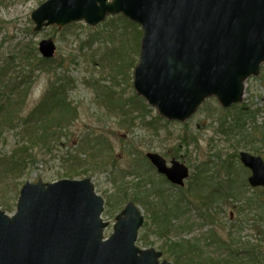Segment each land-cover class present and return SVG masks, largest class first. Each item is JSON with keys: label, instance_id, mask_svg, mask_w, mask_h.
<instances>
[{"label": "rangeland", "instance_id": "obj_1", "mask_svg": "<svg viewBox=\"0 0 264 264\" xmlns=\"http://www.w3.org/2000/svg\"><path fill=\"white\" fill-rule=\"evenodd\" d=\"M46 1L48 0H0V58L13 57L16 50L26 44L39 49L43 40L51 39L56 47L55 57H52L53 66L57 67L56 63L63 60L65 67L57 71L58 76L43 69L40 73L36 71L37 80L26 101L23 116H30L48 94L56 93L59 87L57 83L61 81L69 83L65 89L74 114L72 119H63L62 123L54 116L50 119L51 124L48 125L53 129L48 134L45 146L35 145L34 140L24 135L23 127L0 139V210L12 216L16 212L20 191L26 183L41 181L49 184L66 179L64 176L71 173L67 169L73 167V172L79 173L73 179H89L95 192L104 199L102 217L110 223L104 232L108 238L114 231L116 216L132 201L129 197L123 202V195L116 196L120 192L115 189L120 187L119 178L121 183L132 190H135L134 185L140 181L143 182L142 185L155 183L170 194L178 190L167 181L163 182L146 158L149 153L164 157L168 165L174 159L190 168L191 176L185 182L186 187L182 189L184 192L195 181L197 167H205L209 171H215L207 177L209 184L233 175L235 186L243 183L246 185L245 195L247 192V196L254 195L248 184L249 173L233 156L234 153L239 155L241 152L256 155L255 147L260 148L262 145L257 134L251 133L250 138L242 137L243 129L233 122L237 121L238 115L235 109L244 106L243 109H250L252 115L256 114L258 124L264 123V65L260 76L247 81L244 101L239 107L223 109L216 99H211L185 123L168 122L159 117L154 109H143L142 112L136 108L141 105L142 99L133 88V73L139 58L140 27L114 17L96 28L79 23L61 31L49 28L34 32L30 15ZM38 54L40 55L39 50ZM122 62L123 72H120ZM104 87H114L117 94L115 97L125 104L123 108H107ZM134 96L139 99L135 101L136 104L130 102ZM224 110L229 113H224ZM39 113L36 114L37 118ZM226 121V127L222 128V123ZM149 122L153 124L148 125ZM253 122L252 116L244 120L247 132H251ZM18 143L26 146V150L19 152L15 159L12 154ZM91 145H95L93 150L89 148ZM258 154L264 159V153L260 151ZM17 159L20 160L19 167L14 165ZM227 161L229 169L227 165L224 167ZM236 167L244 170H240L235 176ZM124 175L127 177L123 178ZM146 188L152 191L151 187ZM141 189L145 195V187L142 186ZM129 193L132 191L129 190ZM221 203L217 204L218 214L212 222L200 220L193 207L190 216H195L197 220L192 230L180 232L169 227V232L155 236L149 226L145 231L141 230L139 239L147 232L146 236L153 244L145 246L138 239L136 245L141 249L161 252L159 247L162 243L184 239L200 241L210 251L213 246L210 245L208 236L215 229L226 239L228 245H231L229 237L236 235L242 242L249 241L256 245L257 253L261 248L264 253V218L261 220L264 211L258 214L256 207L244 208L239 203L232 205L231 201ZM136 205L143 212L144 223L150 224L149 213L139 204ZM233 254L236 264H246V254L240 249L235 248ZM162 260L173 264L165 257Z\"/></svg>", "mask_w": 264, "mask_h": 264}, {"label": "water", "instance_id": "obj_2", "mask_svg": "<svg viewBox=\"0 0 264 264\" xmlns=\"http://www.w3.org/2000/svg\"><path fill=\"white\" fill-rule=\"evenodd\" d=\"M122 14L143 30L133 86L137 96L170 122L185 123L211 98L228 109L244 101L247 81L264 65V0H48L31 13L34 32L77 22L96 27ZM40 52L52 58L51 40ZM152 165L176 186L189 169L170 168L158 154ZM252 188H264V161L243 152ZM104 201L90 180L27 183L16 214L0 210V264H170L155 249L136 243L145 219L130 203L117 216L114 233L104 241L108 223Z\"/></svg>", "mask_w": 264, "mask_h": 264}, {"label": "trees", "instance_id": "obj_3", "mask_svg": "<svg viewBox=\"0 0 264 264\" xmlns=\"http://www.w3.org/2000/svg\"><path fill=\"white\" fill-rule=\"evenodd\" d=\"M141 34L138 41L139 45ZM53 65L54 60L41 58L38 54V49L36 47H31V44H26L23 48L17 49L13 57L0 58V139L5 138L7 133L23 127L22 130H24V135L34 140L35 145L38 147L45 146V144L47 145L48 143V134L53 129V127L48 125L50 119L54 116L62 123L63 119L73 118L74 109L72 108V102L69 96H67V89L65 88L69 86V83L66 81L57 83L59 87H57L56 93L51 95L48 94L45 97V101L39 104L35 109V112L29 114L30 116H23L24 110L27 107L26 101L37 80V76L35 75L36 71L40 73L43 69L48 73L54 72L55 75L58 76L57 71L63 70L65 67L63 60L56 63L57 67ZM122 68L123 62L119 67L120 72H123ZM66 71H68V69H66ZM63 79L65 80V78ZM104 88L105 92L103 94L106 96L107 108L116 110L123 108L125 104L121 99L115 97L117 94L115 90H113L114 87ZM136 100L138 101L139 99L134 96L130 102L136 104ZM140 103L141 105H137L138 107L136 106V108L140 109L142 112L149 108L142 99H140ZM243 107L244 106L233 108H237V110L235 109L236 115L238 113L237 121L233 122V124L243 129L242 137L244 138H250L249 136L251 133L257 134L262 147H255L254 152L256 155H260L258 154L260 151L264 153V123L258 124L256 114L252 115L250 109L248 111L243 109ZM122 112L125 113L124 111ZM223 112L226 114L229 113L227 110ZM38 113L40 114L39 118L36 117ZM248 113L251 114L250 116H252L254 120V126L251 128V132H247L244 129L246 123L243 124L244 120L250 117ZM56 114H58L57 117ZM147 124L152 125L153 123L149 122ZM226 124L227 121L222 123V128H224V126L226 127ZM254 140H256V138ZM254 140L252 141L253 144ZM105 141L107 142V140ZM93 146L95 147V145H91L89 148L93 150ZM25 150L26 146L18 143L16 149L13 151L12 158L16 159L19 152H25ZM233 157L238 161L239 158L236 153H234ZM19 161L18 159L15 160L14 165L19 167ZM227 163H225L224 167L227 165V169H229V161H227ZM67 170L71 173H67L64 177L73 179L79 175V173L73 172V167ZM240 170L244 169L236 167L235 176ZM72 172L75 173V175H73ZM214 172V170L209 171L205 167H197L194 175L195 181L193 180V184L189 186L186 192L191 198L181 196L177 202L173 201L174 199L171 197L169 191L162 190V188L155 185V183L147 182L148 184L145 183L146 185H142L143 182L140 181L134 185L135 190H132L127 185L125 186L121 183L120 178V187L115 188L116 191L118 190L120 192H118L116 196L123 195V202L130 197L132 202L139 204L149 213L150 224L146 223L143 230L145 231L147 227L151 226L149 228H152V234L155 236L169 232V227L180 232H187L193 229L196 225L195 220H197L195 216H190L193 207L197 211L199 219L205 221V223L214 221V217L218 214L216 207H218L217 204L220 202H222L221 204H225L227 201H231L233 203L232 205L239 203L242 207L244 206V208L256 207L257 211H259L258 214L264 211V189H255L253 190V196H247L248 192L245 195L246 185L242 183L239 186H235V178L233 175L227 176L225 180H217V183L214 182L213 184H209L207 177H210V173L213 174ZM227 174L229 175L230 173ZM126 177L127 175L123 176V178ZM211 177H213V175H211ZM142 186L145 187V195L142 194ZM147 186L151 187L152 191H150V188H146ZM129 190H131L132 193H129ZM142 196L144 197L142 198ZM243 196L244 198H242ZM150 198L152 201H147L148 199L151 200ZM263 218L264 217H261V220ZM147 234L146 232L139 241L145 246H150V243H153L148 240ZM260 235H262V233H260ZM208 237L211 241L210 245L213 246V249L210 251H207L200 241L195 242L194 240L187 241L184 239L177 242L166 241L162 243L159 248L163 253V257L170 260L173 264H236L234 261L235 254H233L235 248L240 249L243 254H246L244 257L246 264H264V253L262 252V248L260 252L257 253L256 249L258 250V247L249 241L242 242V240L238 239L235 235L229 237L231 245H228L226 239L219 235L215 229L210 231Z\"/></svg>", "mask_w": 264, "mask_h": 264}, {"label": "bare ground", "instance_id": "obj_4", "mask_svg": "<svg viewBox=\"0 0 264 264\" xmlns=\"http://www.w3.org/2000/svg\"><path fill=\"white\" fill-rule=\"evenodd\" d=\"M76 24H79V22H77V23H73V24H71V25H69L68 27H70V26H74V25H76ZM49 28H58L56 25H53V26H49V27H46V28H44L43 30H45V29H49ZM42 30V31H43ZM173 186H175L174 184H173ZM186 187V185H184V186H177L176 188H178V190H177V192H175V193H171V197L174 199L173 201L174 202H177L178 201V199L181 197V196H187V197H190V195L189 194H187L186 192H184V190H182L183 188H185ZM175 210V209H174ZM175 213H176V210L174 211ZM192 230V229H191ZM188 231H190V230H188Z\"/></svg>", "mask_w": 264, "mask_h": 264}]
</instances>
